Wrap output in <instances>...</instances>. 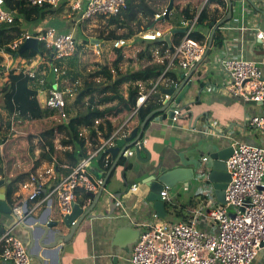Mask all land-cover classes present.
Returning a JSON list of instances; mask_svg holds the SVG:
<instances>
[{
    "label": "crops",
    "instance_id": "0c3cea01",
    "mask_svg": "<svg viewBox=\"0 0 264 264\" xmlns=\"http://www.w3.org/2000/svg\"><path fill=\"white\" fill-rule=\"evenodd\" d=\"M169 1L163 0L158 9L165 8L166 2H168V5ZM198 1L178 0L170 15V20L157 21L155 18L153 19V26L146 31L144 30V32L160 30L165 36L174 29L184 28L185 22L183 16L180 15V10L187 5L191 7L193 12H196L195 19L204 9L209 14L210 23H219L227 17L229 12L227 0H203L201 6L197 5ZM251 2L254 4L253 6H251ZM58 14L49 15L44 21H39V24L42 25L37 32L53 24L60 31H70L75 35L77 30L84 28L85 32L89 31V29H86L87 27L95 26L89 24L97 23L99 20H103L100 25L101 23L106 24L104 19L96 18L88 20L90 23L85 25L87 20L83 21L80 15H74L68 11ZM176 19L180 24L179 26L173 25ZM148 20V18L143 19L141 30L145 29ZM212 23L210 29L195 30L192 33V38L207 45L208 48L203 60L188 69H183L180 61L174 55V48L182 38L181 34L173 35L171 45L165 43L166 46H153L141 42L143 31L135 36L138 41L140 40L137 49H135L136 54L147 44L152 45L148 55L143 59H139L141 60V67L149 64H165L168 72L175 75L180 81L175 83L171 79L173 75H170V77L162 76L157 81L135 83L134 85L140 88L141 97L146 98L143 103H139V107L145 103H147V107L154 103V101H149V98L156 87L165 90L179 86L183 81L181 75L187 76L192 73L189 80L191 85L179 108L186 107L181 112L182 115L178 122H172L166 118V114L161 112L163 106L153 111L145 122H141L137 114L135 115L126 109L114 118H110L116 128L115 132H118L117 140L130 136L135 129L143 131V138L146 140L145 147L151 155V160L150 163H142L135 155L126 158L128 163L132 164V169H128L125 175H123L124 166L118 163L103 191L99 204L90 213L94 218L86 219L84 225H81L76 233L71 235L70 230L61 224L62 217L59 212L58 193L63 188L62 186L72 169L80 165L86 157H78L77 164L73 166L75 160L68 159L64 154L65 151H61L62 146L57 144L60 151L58 153L59 159L52 164L40 161L41 150L38 148V151H35L37 146H33L31 152L34 158H23L13 162L12 158L7 160L3 156L5 144L1 146L4 172L7 178L32 172L34 162L40 161V165L33 171L32 175L42 180L44 195L37 201L27 203L29 214L36 219V223L29 225L22 222L19 226H16L17 221L13 215H0V227L14 229V232L30 250L32 264H56L58 254L61 264H130L131 254L139 240L140 233L144 230L143 224L149 221L155 213L153 204L147 202L146 199L149 189L143 185L148 181L147 179L152 170L156 168H165L166 171L175 168H194L196 170V167L200 165L201 158L209 157L211 153L226 148L233 143H250L264 148V135L259 130L251 128L246 120L250 115L264 114V101L246 103L233 96L228 91V86L232 83V80L223 65L225 59L242 54L246 60L255 62L264 72V47L256 36L259 30L264 29V0L237 1L231 20L216 31L213 44L209 48V39L213 31ZM109 28L113 29V27ZM117 34L119 35L118 32ZM217 36L223 40L220 47L214 45ZM89 38L91 40L97 39V37ZM134 39L130 40L131 46L136 44ZM77 41L80 45L81 40L77 39ZM100 42L102 44L104 41ZM130 58L132 57L130 56ZM135 64L138 65V63ZM56 83L55 76L51 71H48L44 88L47 90L51 88V85L56 86ZM59 86L60 89H64V87H61L62 84ZM123 86L126 87V91L125 94H121L120 91V95L126 99L129 84ZM158 92L163 93L161 90ZM40 98L43 99L44 96ZM165 101L166 97L164 95L162 102L165 103ZM116 104L117 101L104 104L100 108L104 109ZM162 118L164 119L161 120ZM100 141L103 143L104 140L101 139ZM115 145L112 144L108 148ZM87 149L91 152V146H88ZM141 157L147 159L148 156L142 152ZM57 164H59L61 170L58 169ZM50 169H54V173L47 174ZM104 172L108 174L109 171L104 170ZM194 181L196 184H193ZM194 181L190 182L188 187L179 184L183 189L177 194L175 191L169 190L171 202L165 203L166 213L168 209H173L175 213V219H171L169 222H189L192 220L195 209L199 208L202 203L201 198L196 196V190L201 180L196 179ZM193 185H197V187L194 188ZM134 187H136V190H134ZM49 194H52V196L49 200H46ZM183 200L186 203H181ZM80 202H83V204H80ZM75 203L79 204L84 212L94 206V202L89 196L84 198V195L80 193H77ZM178 203L180 206L177 205ZM169 213L170 210L167 216ZM48 218L50 221H59L60 224L48 230L44 226L45 220ZM198 222L200 227L210 231L204 218H199ZM32 230L33 232H31ZM60 237H64L66 240L64 242L58 241ZM56 245V249H52ZM254 264H264V251L259 253Z\"/></svg>",
    "mask_w": 264,
    "mask_h": 264
},
{
    "label": "built area",
    "instance_id": "2783aa9c",
    "mask_svg": "<svg viewBox=\"0 0 264 264\" xmlns=\"http://www.w3.org/2000/svg\"><path fill=\"white\" fill-rule=\"evenodd\" d=\"M12 1L35 7L46 5L52 9H58L66 3L71 8V14L80 15L81 19L86 21L99 17L117 16L125 8L128 0ZM16 14L18 13L5 6V0H0V24H13ZM165 15L166 9L155 18L158 20ZM196 26L197 18L185 21V33H181L183 37L174 48L175 58L180 61L183 69L200 63L207 52V45L191 37ZM34 36L53 53L49 60V69L42 64L39 57L31 60L21 59L15 67L29 77L31 86L38 91L41 108L55 112L60 123L68 122L66 92L59 86L62 84L61 87H64L66 81L63 77L66 72L57 66V62L61 64L62 61L73 58L78 52L79 44L72 32L60 31L52 24L34 35L24 34L14 40L9 48L12 52H18L22 44ZM141 36L143 40L157 41L164 37V33L154 30L144 32ZM256 36L264 47V29L259 30ZM112 43L113 49L117 51L128 47L131 41L120 39ZM91 45L95 54L101 56V42ZM5 57L13 58L7 54ZM223 65L232 80L228 91L233 96L246 103L264 101V72L255 62L246 60L241 54L225 59ZM48 71L52 72L57 83L56 86L51 85V88L46 90L44 87ZM67 93L71 94L70 91ZM41 96L44 98L41 99ZM145 100V97H141L139 103ZM181 112L175 110L172 122H178ZM136 113L135 110L134 114ZM246 120L251 128L259 130L264 135V114H253ZM100 122L102 120L97 121L96 124L99 125ZM117 134L118 132H115L110 140L103 141L100 148L89 152V157L72 169L58 193L59 212L62 218L72 212L78 188L83 187L87 192L94 193L103 189V181L97 180L89 172L88 167L97 160L105 147L116 144L114 138L117 139ZM143 143L145 145L146 140ZM231 146L234 148V153L227 161V171L231 181L225 190L226 204L218 202L215 189L208 180L206 164L210 161L209 157L201 158L200 165L196 167V176L201 183L205 182L206 186L198 187L196 190V196L201 198L202 203L195 209L192 220L164 222L154 213L153 217L143 224L144 230L140 233L131 254L130 264H254L259 253L264 251V148L250 143H233ZM127 154L128 157L134 155L130 149ZM50 173H54V169L47 171V174ZM43 189L42 180L35 175H31L20 186L21 194L19 192L17 196H21L22 200L12 208V215L17 221L16 226L25 219L24 206L29 201L36 200ZM51 196L52 194H49L46 200H49ZM161 196L164 203L171 202L168 189L162 191ZM181 203L186 201L183 200ZM177 205L180 206L179 203ZM199 218L206 220L210 231L199 226ZM0 264H32L30 250L14 229H7L0 239Z\"/></svg>",
    "mask_w": 264,
    "mask_h": 264
},
{
    "label": "trees",
    "instance_id": "16d2710c",
    "mask_svg": "<svg viewBox=\"0 0 264 264\" xmlns=\"http://www.w3.org/2000/svg\"><path fill=\"white\" fill-rule=\"evenodd\" d=\"M163 0H128L125 8L122 9L121 13L117 16L111 17H101V19L107 20V28L113 27L111 31L107 34H100L97 39L100 41H115L120 39L131 40L134 39L141 31L148 30L153 26V19L157 14L164 12L167 8V3L165 8L158 9ZM178 3V0H174V6ZM203 0H199L197 5L201 6ZM5 6L15 11L16 19L13 24H0V95L5 93V115L0 114V133H3L0 137V148L4 145L8 139L15 134L12 132L13 122H24V121H39L55 116V112H51L41 108L40 102L38 100V91L31 86V80L29 77L23 74L22 71L15 68H8L4 66V56L5 54L12 56L16 60L21 59H33L39 57L42 64L46 65L47 68L50 67L49 60L52 57V52L45 48V45L40 43L41 56L37 55L36 52L29 50L16 58L17 52H12L9 45L19 37L27 34L23 30L24 22H36L44 21V19L49 15H55L57 13L61 14L63 11H71L68 4L63 3L58 9H52L49 6L35 7L27 5L25 3H15L12 0H5ZM58 14V15H59ZM180 15L183 16V21H190L195 18L196 12H193L191 7L187 5L180 10ZM148 18V23L145 29L141 30L143 25V19ZM212 23V22H211ZM210 17L206 9H204L200 15L197 17L196 31L210 29L211 28ZM173 25L179 26V22L176 19ZM136 27V28H135ZM126 30L125 34L118 35V30ZM218 35L219 32H217ZM183 37V34H181ZM192 37V35H191ZM136 44H133L134 48L137 49L138 43H149L153 46L164 45L165 43L157 41H147L137 38L134 39ZM223 40L215 38L214 45L216 47L222 46ZM146 45L141 51L138 52L137 57L143 59L148 55L150 46ZM115 60L111 68L105 66L103 69L96 71L92 77L99 78L103 77L106 81L97 86L93 83L85 85V88L78 91L77 97L74 103L70 106L67 105V114L69 117L68 122H62L57 124L55 127L48 129L40 133L36 138L39 140L40 145V161H46L49 164L58 160V153L60 152L57 148V144L62 146L61 151H65V156L68 159H74L75 162L73 166L77 164V158L89 157L88 146H91V152L102 146L104 141L110 140L116 128L114 127L111 117H115L123 111L124 109L135 112L137 111L138 118L141 122H145L147 118L150 117L153 111L159 109L163 106L162 98L164 94L158 92V87L155 88L154 92L151 94L149 101H154V103L147 107V103L139 107L140 88L134 85L137 82H147V81H157L160 77H170V74L166 68V65L159 64H149L133 72H123L120 65L126 59L125 50L119 49L115 53ZM68 75V73H66ZM171 79L175 83H179L178 78L173 75ZM129 84L128 96L125 99L120 95L119 88L124 85ZM156 94V95H155ZM98 97V98H97ZM88 98L89 101L85 103V99ZM117 104L111 107H106L101 109L100 107L104 104H109L116 102ZM86 107L85 110L81 108ZM76 110L75 114L71 115V111ZM102 120L99 125L96 124L97 121ZM148 120V119H147ZM11 131V132H10ZM86 132V133H85ZM114 138V142H116ZM105 150L102 152L103 157L98 161L101 168L110 171L112 167V159ZM40 161L34 162V168L32 172L18 175L13 178H7L4 172V159L1 154L0 149V180L11 181L7 184L6 199L11 208H14L16 204L22 200V197L17 196L20 190V186L25 183L33 174V171L37 169L40 165ZM127 159L121 158L119 165L126 166ZM59 170H61L59 164H57ZM132 169V164L128 163L127 170ZM44 192V190H43ZM43 192L37 197L39 199ZM77 193L83 194L84 198H88V193L85 189L78 188ZM34 200V201H37ZM83 204V202H80ZM170 209L167 210V213ZM2 215V213H0ZM7 229L0 227V238L3 236Z\"/></svg>",
    "mask_w": 264,
    "mask_h": 264
},
{
    "label": "water",
    "instance_id": "95a60500",
    "mask_svg": "<svg viewBox=\"0 0 264 264\" xmlns=\"http://www.w3.org/2000/svg\"><path fill=\"white\" fill-rule=\"evenodd\" d=\"M242 0H227L226 3L229 6V12L227 17L221 20L219 23L213 22V31L211 33L209 39V48H211L213 44V39L216 31L224 24L229 22L232 18L233 9L236 7V2ZM251 6L254 4L251 2ZM174 9V0H170L169 4L166 8V15L164 18H159L157 21H165L170 20V15ZM185 33L184 28L174 29L171 32L167 33L164 37L158 39L159 42L167 43L171 45V37L175 34ZM91 44H100L99 39H92ZM32 50L37 53V55L41 56L40 50V42L39 39L35 36L27 39L18 52L16 53V57L21 56L25 52ZM197 69V68H196ZM195 69V70H196ZM192 73L189 75H181V79L183 80L179 86H175L172 88H168L162 90L163 94L166 97V101L161 108V112L166 114V118L168 120H173L175 117V110L183 111L186 106L179 108L185 95L188 92L189 86L191 85L189 80ZM187 85V86H186ZM186 86V87H185ZM5 93L0 95V106L5 107ZM162 118L161 120H163ZM143 138V131H139L135 129L130 136L124 137L116 141V145L112 148H108L106 150L107 154L111 156L113 161L112 167L108 174H105L104 170L100 168L98 161L103 157L100 154L96 161L92 162L88 170L89 172L97 179L103 181V189H101L98 193L88 192V196L93 200V207L90 210L84 212L83 208L79 204L73 203L72 212L70 214L65 215L62 218L61 224L65 226V228L69 229L71 235L76 233V230L84 225V221L86 219H93L94 216L90 214L92 210L99 204L101 196L103 194L104 189L106 188L108 181L110 179L111 174L116 169L119 160L122 156L128 158L127 151L130 149L137 159L142 163H150L151 155L148 149L145 147ZM144 152L147 154V159H143L141 157V153ZM234 153V148L230 145L226 148H222L217 152H213L209 156V170H208V180L213 185L215 189V194L217 196L218 202L221 204H226L225 200V190L228 187V183L231 181L230 174L227 171V161ZM128 161L126 166H124L123 175L127 172ZM197 179L196 170L194 168H175L170 171H166L165 168H156L152 170L151 175L148 177V181L143 183L144 186H147L149 189L147 195V202L152 203L155 209V213L161 217L162 219L166 218L167 213L165 209V203L163 202L161 193L165 189L173 190L179 184H184L185 187H188L190 182H193ZM11 181L0 180V213L4 215H12V208L9 206L6 199L7 192V184ZM243 210V209H242ZM24 215L25 219L23 222L28 223L29 225H34L36 223V219L29 214V210L27 204L24 206ZM60 224L59 221H50L49 218L45 220L44 226L46 229L50 230L53 227H57ZM33 229V228H32ZM33 232V230L31 231ZM66 239L64 237H60L58 241L64 242ZM52 247V249H56ZM57 253V251H56ZM58 254V253H57ZM56 264H61L59 254L56 259Z\"/></svg>",
    "mask_w": 264,
    "mask_h": 264
},
{
    "label": "rangeland",
    "instance_id": "374dc122",
    "mask_svg": "<svg viewBox=\"0 0 264 264\" xmlns=\"http://www.w3.org/2000/svg\"><path fill=\"white\" fill-rule=\"evenodd\" d=\"M100 19V17H99ZM103 21V20H101ZM100 20L96 23H91L89 25H95L89 29V31L85 32L84 29L77 30V33L75 34L77 39L81 40V43L78 47V52L76 55L66 61H62L61 64L57 62V66L62 69V71H65L68 73V75H64L63 79L66 81L64 83V89L63 91L66 92L65 98L68 104L70 106L74 103L78 91L85 88L86 84L93 83L94 86H97L101 83H104L106 80L103 77L99 78H93L92 75L101 69H103L105 66L108 68L112 67V64L116 58L115 53L116 50L113 49V43L104 41L102 42V53L101 56H98L95 54V52L92 49L91 45V38L89 37H98L102 32L106 34L110 28H107V20L106 24L101 23ZM90 21H86L85 25H88ZM42 24H39V21L36 22H24L22 25L23 30L25 32L28 31L30 35H34L37 33L38 29L40 28ZM45 27V26H44ZM136 28V27H135ZM119 35L125 34L126 30L120 29L118 31ZM76 39V41H77ZM79 44V41H77ZM131 43L128 47L123 48L122 50H125L126 59L124 62L121 63L120 67L123 72H133L141 68L142 65H140L141 60L137 57L136 50L134 46ZM130 56L132 58H130ZM19 60L17 61L14 58L11 57H5L4 56V66L12 69L15 68V66L18 64ZM135 63H138L136 65ZM139 67V68H137ZM49 69V68H48ZM125 85V84H124ZM121 88V89H120ZM119 90H121V94H125L126 87L121 86ZM68 91L71 92L67 93ZM4 94V93H3ZM98 98V97H97ZM89 101L87 98L85 100V103ZM3 107L0 106V114H4V110H1ZM86 107L81 108V110H85ZM76 110L71 111V115L75 114ZM114 118V117H111ZM61 121L57 116H53L47 119L39 120V121H24V122H13L12 124V132L15 134L14 137H10L8 141L5 143V147L3 149V156L9 160V158L13 159V162H17L18 160H21L23 158L31 159V157L34 158V155L31 154L33 151V146H37L40 149V143L39 140L36 138L40 133L51 129L55 127L57 124H59ZM11 132V131H10ZM3 133H0V137H2ZM27 156V157H25ZM11 159V161H12ZM35 161V160H34ZM208 165L206 164V169L209 170ZM193 184H196L194 181ZM181 185V184H180ZM178 185L176 186L173 191L179 192L182 191V187ZM194 188L197 187V185H193ZM206 186V183H199L200 188H204ZM171 219H175V213L173 209H170V213L166 218H164V222H169Z\"/></svg>",
    "mask_w": 264,
    "mask_h": 264
}]
</instances>
